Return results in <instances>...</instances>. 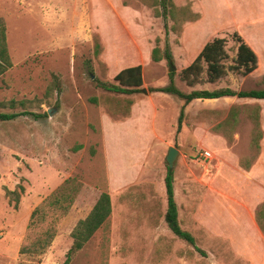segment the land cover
Listing matches in <instances>:
<instances>
[{
  "label": "rangeland",
  "instance_id": "obj_1",
  "mask_svg": "<svg viewBox=\"0 0 264 264\" xmlns=\"http://www.w3.org/2000/svg\"><path fill=\"white\" fill-rule=\"evenodd\" d=\"M172 1L165 35L152 0H0L11 61L0 75V112L19 113L0 120V264H64L72 228L101 192L111 213L66 264H264L255 219L264 201V99H194L177 130L183 100L151 90L167 85L169 73L183 92L264 88V0ZM233 32L255 52L256 68L208 82L204 65L200 80L186 84L181 69L214 37L225 38L223 62L233 63ZM165 42L172 60L153 61L151 49ZM137 64L139 92L96 85ZM169 146L177 150L178 221L205 256L163 218ZM18 185L15 202L8 191ZM64 185L67 211L49 212L28 237L33 210Z\"/></svg>",
  "mask_w": 264,
  "mask_h": 264
},
{
  "label": "trees",
  "instance_id": "obj_2",
  "mask_svg": "<svg viewBox=\"0 0 264 264\" xmlns=\"http://www.w3.org/2000/svg\"><path fill=\"white\" fill-rule=\"evenodd\" d=\"M152 4H154V15L160 16L163 19L164 33L165 35H167L169 27H167L165 20L168 16L174 17L176 6L172 0H152ZM232 37L237 44L235 57L232 64L225 65L223 62L227 55L224 48L225 38L214 37L202 46L199 53L188 65L181 69V79L190 86L198 82L200 80V74L203 70L204 65L206 80L208 82L216 81L229 70L239 71L242 75H247L252 72L257 66V56L255 52L237 32H233ZM95 47V52L97 53L99 45L96 44ZM150 57L153 61H159L162 58H164L168 62L171 61L172 54L167 42H165L164 49L162 51L159 50L158 46H154L151 49ZM10 66L11 61L7 49L6 28L2 19H0V75H2ZM96 85L106 91L115 93L132 94L139 92L140 90H142L141 65L137 64L124 67L113 76V82H105L97 79ZM151 90L169 93L183 100V104L180 107L178 114L177 130H179L181 125L183 117V107L185 106V104L194 99H215L224 96H234L237 98H249L258 100L264 99V88L234 90L229 87H222L213 90L201 89L183 92L174 85L173 73H169V83L167 85L158 88H152ZM18 115L19 113L16 112H0V120L13 119ZM33 115L35 117L40 116L38 114ZM79 147L80 145H77L75 149H78ZM164 187L166 195V209L163 218L168 229L177 238L183 240L187 244H190L193 249L201 256H205V251L196 244L194 236L189 231L183 229L179 224L177 205L173 191V172L168 167L166 168V173L164 176ZM18 188L19 191H8V194L12 195V199H14L15 202H17V200L19 199V192H21L23 189L21 185H18ZM71 199L72 197L69 194V190L64 185L61 190L56 191L54 194L52 193L44 203L37 206L31 214V219L28 226V228H30V230L28 231V237L31 229L33 230L34 228H36V223L45 222L49 218V212H53L55 210L59 211V215L60 213H65L69 206V200ZM110 213L111 202L109 194L107 192H101L95 200L88 214L84 218L79 219L72 228L70 233L72 243L66 253L64 264H66L70 260L71 255L74 252L83 247V245L88 241L93 233L108 218ZM255 219L264 237V201L256 209ZM51 228L52 226L47 227L43 231V233L41 231L39 234V236L41 237L38 238L36 243H39L40 246L47 245L54 234V231L50 230Z\"/></svg>",
  "mask_w": 264,
  "mask_h": 264
},
{
  "label": "water",
  "instance_id": "obj_3",
  "mask_svg": "<svg viewBox=\"0 0 264 264\" xmlns=\"http://www.w3.org/2000/svg\"><path fill=\"white\" fill-rule=\"evenodd\" d=\"M169 70L170 71L174 70V67L171 66L169 68ZM47 113L50 114V110H48ZM176 154H177V150L175 148H173L172 146H169L168 150H167V154L165 156V161H166L167 167L170 169H172V167H173Z\"/></svg>",
  "mask_w": 264,
  "mask_h": 264
},
{
  "label": "built area",
  "instance_id": "obj_4",
  "mask_svg": "<svg viewBox=\"0 0 264 264\" xmlns=\"http://www.w3.org/2000/svg\"><path fill=\"white\" fill-rule=\"evenodd\" d=\"M200 155H201L202 157H204V158H209V156H210V152L207 151V150H203V151L200 153Z\"/></svg>",
  "mask_w": 264,
  "mask_h": 264
},
{
  "label": "crops",
  "instance_id": "obj_5",
  "mask_svg": "<svg viewBox=\"0 0 264 264\" xmlns=\"http://www.w3.org/2000/svg\"><path fill=\"white\" fill-rule=\"evenodd\" d=\"M132 116H130L129 118H127V119H130ZM106 131L104 132V138H105V142H106Z\"/></svg>",
  "mask_w": 264,
  "mask_h": 264
}]
</instances>
